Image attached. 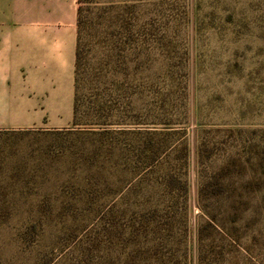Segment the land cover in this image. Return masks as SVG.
Returning <instances> with one entry per match:
<instances>
[{"label": "rangeland", "instance_id": "374dc122", "mask_svg": "<svg viewBox=\"0 0 264 264\" xmlns=\"http://www.w3.org/2000/svg\"><path fill=\"white\" fill-rule=\"evenodd\" d=\"M81 8V123L0 130V264H264V0Z\"/></svg>", "mask_w": 264, "mask_h": 264}, {"label": "crops", "instance_id": "0c3cea01", "mask_svg": "<svg viewBox=\"0 0 264 264\" xmlns=\"http://www.w3.org/2000/svg\"><path fill=\"white\" fill-rule=\"evenodd\" d=\"M78 0H0V130L72 123Z\"/></svg>", "mask_w": 264, "mask_h": 264}, {"label": "trees", "instance_id": "16d2710c", "mask_svg": "<svg viewBox=\"0 0 264 264\" xmlns=\"http://www.w3.org/2000/svg\"><path fill=\"white\" fill-rule=\"evenodd\" d=\"M90 0H78V8H77V20H76V28H77V42H76V48H75V64H74V97H73V118H72V124L73 125H77L79 123H81L80 121H82V119L80 120V115H82L80 113V97L77 94V88H78V70L80 69V65H81V50H80V46H81V40H82V36H81V27H82V8L81 6L89 3ZM85 114H87L85 112ZM88 119H84L83 122L87 123ZM150 216V215H148ZM147 214H142L140 215V217H144V221H143V225L141 224V234L146 235L148 234L147 232H149V230H146V228L144 227L145 225L149 224V222L156 220L155 217H148ZM161 224L165 225V226H152L151 228V232L157 231L159 230H170L171 229V224L170 222L168 223V227H167V223L166 222H162ZM160 224V225H161ZM155 259H164L163 256H154V260Z\"/></svg>", "mask_w": 264, "mask_h": 264}]
</instances>
